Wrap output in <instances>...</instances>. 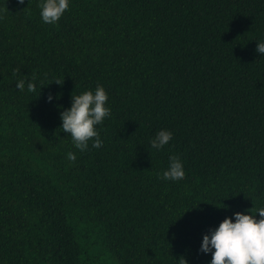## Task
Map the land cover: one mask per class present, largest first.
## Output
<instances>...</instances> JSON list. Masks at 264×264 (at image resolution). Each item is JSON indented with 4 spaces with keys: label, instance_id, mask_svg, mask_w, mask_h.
Segmentation results:
<instances>
[{
    "label": "trees",
    "instance_id": "1",
    "mask_svg": "<svg viewBox=\"0 0 264 264\" xmlns=\"http://www.w3.org/2000/svg\"><path fill=\"white\" fill-rule=\"evenodd\" d=\"M42 2L0 0V264H210L203 235L264 208V0H69L55 25ZM97 84L81 153L60 113Z\"/></svg>",
    "mask_w": 264,
    "mask_h": 264
},
{
    "label": "clouds",
    "instance_id": "2",
    "mask_svg": "<svg viewBox=\"0 0 264 264\" xmlns=\"http://www.w3.org/2000/svg\"><path fill=\"white\" fill-rule=\"evenodd\" d=\"M23 4L24 0H17ZM40 16L45 24L55 25L69 8V0H43L38 5ZM255 51L264 55V42L256 43ZM20 70L14 68L12 75L16 76ZM35 74L31 81L27 76L18 79L16 89L23 92L25 85L28 92H36ZM56 84L63 81L57 79ZM42 87V86H41ZM39 94V93H38ZM53 97L48 95L47 101L51 102ZM108 94L102 85L97 84L94 91L88 90L80 95L71 97L70 108L60 113L61 128L64 133L69 134L72 143L81 153L91 147L99 149L103 146L100 138L98 125L111 115V109L106 107ZM172 139V133L168 130H160L150 140L153 149L160 150ZM66 158L75 163L77 156L75 152L66 153ZM185 177L183 164L178 156H169L168 168L163 171V180L178 181ZM244 214L236 212L232 218L225 217L215 229H209L208 234L203 235L199 251L212 254L210 264H264V208L255 210V213ZM259 214V219L255 214ZM179 264H187L181 257Z\"/></svg>",
    "mask_w": 264,
    "mask_h": 264
}]
</instances>
